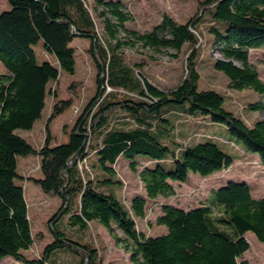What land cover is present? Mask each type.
<instances>
[{"label":"trees","instance_id":"16d2710c","mask_svg":"<svg viewBox=\"0 0 264 264\" xmlns=\"http://www.w3.org/2000/svg\"><path fill=\"white\" fill-rule=\"evenodd\" d=\"M126 1H95L103 35L86 0H8L11 8L0 11V63L7 70L0 77V264L7 257L25 264H58L62 251L76 254V264H101L99 250L82 234L92 222L124 245L132 264H249L244 259L251 249L247 234L264 243V197H255L247 180L214 188V199L196 207L162 203L156 219L167 228L162 234L147 235L137 221L147 217L150 202L175 196L191 173L210 177L234 165L236 158L213 138L189 133L198 121L227 126L233 148L242 144L264 167V81L251 61L252 50L264 49V0H202L200 11L187 22L165 13L144 32L129 27L133 16ZM205 22L215 69L229 78L230 88L259 95L245 109L260 114L253 126L226 108L221 92L199 87L200 27ZM78 37L90 41L96 91L68 140L54 144L49 123L74 101L59 98L53 84L63 72L75 74L71 43ZM40 42L54 61H39L35 45ZM139 46L178 53L188 46V76L170 90L154 85L124 57V49ZM50 96L54 104L47 137L36 148L17 131L34 128ZM29 155L40 157L43 176L35 183L62 200L51 219L53 240L36 258L25 253L36 239L25 187L18 182L19 157ZM170 159L173 167L168 169L163 162ZM125 161L134 171L140 167L144 187V194H135L130 204L113 188L124 187L117 176ZM93 170L100 173L93 176Z\"/></svg>","mask_w":264,"mask_h":264},{"label":"rangeland","instance_id":"374dc122","mask_svg":"<svg viewBox=\"0 0 264 264\" xmlns=\"http://www.w3.org/2000/svg\"><path fill=\"white\" fill-rule=\"evenodd\" d=\"M89 6L94 10L96 0H86ZM202 0H127L128 11L133 16L129 22V27L135 28L142 32L152 29L160 23L163 14L171 15L177 22L185 23L200 11ZM11 5L8 0H0V11L10 9ZM95 11V10H94ZM97 31L100 35L104 34V28L96 13ZM208 23L205 22L200 27L203 34L201 47V56L197 66L200 73L199 87L201 90H217L225 95L226 108L235 112V114L245 120H248L250 126L254 125V120L260 117L258 113H249L245 110L250 102L257 101L259 95L251 89L243 91L234 90L229 87V78L221 71L214 67V59L211 55V36L207 30ZM71 46L76 51V72L70 74L63 72L60 80L53 84L56 88L59 98L72 99L73 106L59 115L49 123V117L52 112L54 98L50 96L47 100V106L43 111L42 118L39 119L32 130H18L17 132L35 145L41 148L47 137L46 127L49 123L52 142L54 144L68 140L69 132L76 121V118L95 94L97 66L94 56L91 54L89 39L78 37ZM35 50L40 62L44 58L54 61V58L43 49V42L35 45ZM190 48L185 47L178 53L173 49H166L162 52H156L144 47L124 49V57L127 63L135 68L138 74H144L154 85L170 90L178 86L187 76L186 61L190 53ZM214 57L220 58L219 54ZM252 64L258 69L261 79L264 81V49L251 51ZM7 70L0 63V77L6 74ZM124 119L130 120L124 112L121 113ZM189 133L199 132L206 135L221 145V147L230 155L236 158L233 166L222 172L216 173L210 177H203L200 174L191 173L190 179L183 186H177V194L169 199L159 198L150 202L148 206L147 217L137 219L139 229L147 235L155 236L167 231L166 226H159L156 223L157 216L161 213V204L170 202L184 208L196 207L202 202L214 199L212 190L226 184L230 180L244 181L247 180L253 190L255 197H264V167L261 165L259 156L248 153L241 147L233 148L229 142L232 138L229 128L225 125L213 123L211 121H198L187 130ZM172 140L177 139V130L173 132ZM170 142L174 148L176 146ZM256 155V156H255ZM126 155L123 156L126 159ZM163 162L166 168L171 169V162ZM90 166H92L90 162ZM83 167L84 166L83 164ZM91 168H87V170ZM139 171H134L128 166V162H122L118 168L117 178L122 181L124 187L119 184L113 185V188L120 198H124L130 204L131 198L135 194H144L143 183L139 176ZM19 172L21 178L18 182L25 187L26 199L29 206V215L32 222L33 233L36 239L35 245L26 255L29 258L39 257L44 251L46 245L53 240L51 232V219L62 206L61 198L56 194H49L35 183L34 178L43 176L41 172L40 157L29 155L28 157H19ZM93 176L100 173L93 170ZM122 236L121 232H118ZM85 241H90L93 246L99 250L101 264H132L130 253L124 245L118 244L111 236L109 231L98 222L89 224L87 230L82 231ZM251 249L244 255V259L249 264H264V243L260 242L254 233L247 234ZM61 262L58 264H76L77 257L74 253L62 251L60 253ZM4 264H25L13 257H7Z\"/></svg>","mask_w":264,"mask_h":264},{"label":"built area","instance_id":"2783aa9c","mask_svg":"<svg viewBox=\"0 0 264 264\" xmlns=\"http://www.w3.org/2000/svg\"><path fill=\"white\" fill-rule=\"evenodd\" d=\"M112 89L109 88V91H111Z\"/></svg>","mask_w":264,"mask_h":264}]
</instances>
